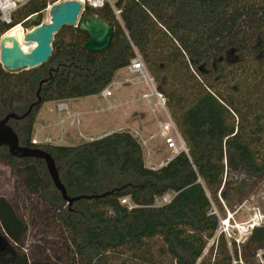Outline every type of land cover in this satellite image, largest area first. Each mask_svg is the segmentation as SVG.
Segmentation results:
<instances>
[{"label":"trees","instance_id":"trees-1","mask_svg":"<svg viewBox=\"0 0 264 264\" xmlns=\"http://www.w3.org/2000/svg\"><path fill=\"white\" fill-rule=\"evenodd\" d=\"M54 2L27 3L13 24L0 25V41L33 15L29 29L42 25ZM117 6L121 20L109 5L85 7L77 26L54 36L53 53L38 68L8 72L0 63V120L25 114L40 92L33 113L9 123L21 145L55 159L69 197L107 194L69 207L43 161L18 160L1 148L0 163L22 191L13 200L0 197V230L12 245L0 264H256L264 226L251 231L241 252L219 232L214 206L222 211V200L234 211L264 183V0H119ZM90 16L114 29L100 53L84 49L90 37L81 22ZM136 54L166 97L188 153L151 169L128 131L78 146L32 144L45 103L98 95ZM168 193L173 199L157 205ZM48 228L56 240L48 239Z\"/></svg>","mask_w":264,"mask_h":264},{"label":"water","instance_id":"water-1","mask_svg":"<svg viewBox=\"0 0 264 264\" xmlns=\"http://www.w3.org/2000/svg\"><path fill=\"white\" fill-rule=\"evenodd\" d=\"M83 12V5L75 0H69L54 5L49 10V23L38 27L30 28L38 15H33L30 22L25 26L29 31L25 34L18 30L13 35H6L0 41V63L8 72L35 69L47 63L53 53L52 43L54 36L65 26L74 27L80 23V15ZM81 29L86 31L90 40L84 45V49L92 53H100L106 50L113 39L114 29L103 20L90 16L82 19ZM24 46L32 47L28 52L23 50ZM48 80L41 82V85ZM38 100L31 104L25 114L19 116L9 113L0 120V149L8 148L10 156L18 160L36 159L43 161L51 177L54 188L61 193L62 198L72 207L74 203L88 199H102L107 194L95 197L77 196L69 197L64 184L61 182L59 170L55 159L43 148H30L21 145L19 135L9 125L11 120H26L41 103L40 92ZM7 239L0 232V246L7 247Z\"/></svg>","mask_w":264,"mask_h":264},{"label":"rangeland","instance_id":"rangeland-1","mask_svg":"<svg viewBox=\"0 0 264 264\" xmlns=\"http://www.w3.org/2000/svg\"><path fill=\"white\" fill-rule=\"evenodd\" d=\"M49 21V12L45 11L43 13V24L49 23ZM23 49L25 51H29L30 47L25 46ZM232 57L234 58V56ZM123 75L124 70L121 69L116 73L115 77L121 78ZM139 94L140 90L138 89L122 90L117 94L116 99L118 104L122 103V106H118V108L113 112L105 114L93 113L95 109L107 106V102L102 99L99 94L69 101L71 112L76 111L82 113L80 118L81 125L79 127L69 128L70 135L74 136L75 141L77 142L71 145L69 143L72 142L65 140L63 143L64 146H78L88 141L90 138L99 139L100 135L110 131L116 126L118 127V125H123L122 128L124 130H138L143 138L149 139L150 135L156 133L157 130L148 107L144 106L140 102L135 104H126V102H129L134 98L137 99ZM48 106H55L57 109V105L49 103ZM80 133L83 134L86 139L81 138L79 136ZM151 150L153 155L150 160L145 159L144 154L146 165H158V161H165L166 158L173 156L163 146L160 138H157L155 141L151 142ZM16 190L17 195L18 192L22 191L18 179L12 176L11 170L7 165L0 163V196H7L8 199L13 200ZM221 203L223 210L221 211L214 206V212L221 219L219 232H223L229 240H242L244 235L240 234L241 227H245L253 222H260L261 226H264V183L257 191H255L250 199L246 200L234 211L227 208L225 202L222 200ZM224 223L226 226L222 225ZM33 229L36 231V227H33ZM46 233L48 235V239L52 238L56 240L57 235L54 228H48ZM31 237L32 236H29V238L26 240V243L24 244L25 251L30 249L32 240ZM213 242L214 240H211L209 242V246L212 245ZM242 247L243 246H241V252L243 251ZM207 248L209 249L210 247ZM263 255L264 250L258 252V255L256 256V264H264V260L262 259ZM234 264H237V262H234Z\"/></svg>","mask_w":264,"mask_h":264},{"label":"built area","instance_id":"built-area-1","mask_svg":"<svg viewBox=\"0 0 264 264\" xmlns=\"http://www.w3.org/2000/svg\"><path fill=\"white\" fill-rule=\"evenodd\" d=\"M32 0H0V25H11L13 24V17L16 12H18L23 6ZM55 1L53 4H49L46 11L49 12L52 6L66 2L69 0H48ZM83 5V10L85 7H90L93 9H101L106 5H109L118 20H121L122 10L117 6L119 0H75ZM32 17V16H31ZM31 17L27 20L30 21ZM18 30H21L23 34L27 33L29 30L26 29L22 24L17 25L15 28L11 29L6 35H13ZM3 36V37H4ZM124 75L121 78H114L111 82L99 93L102 99L107 102L106 107L97 108L93 111L94 114H105L111 113L122 106V103L116 104L114 101L117 99V94L122 90L138 89L140 90L139 96L133 100L126 102V104H135L137 102L142 103L144 106L148 107L150 115L156 126L157 132L151 134L149 139H145L141 136L138 130H124L120 128L119 132L128 131L134 135L140 142L145 159L150 160L152 158L153 152L151 150V142L160 138L163 146L169 151L173 156H177L180 153H188V148L183 140L175 119L170 114L167 107V100L163 93L158 89L154 79L149 73L147 67L145 66L142 58L136 54V57L131 60V62L123 68ZM116 75V74H115ZM123 104V105H126ZM57 110L60 114L59 126L62 130L67 126L69 128L79 127L81 125V114L77 112H71L70 107L64 101L57 102ZM83 139H86L83 134H79ZM95 139H88V141H93ZM63 142L61 137L59 142H54L52 139L40 140L37 133L33 134L32 144L36 146H46V145H60ZM169 158L166 159L168 161ZM167 163V162H166ZM172 194H165L163 197L156 200L157 205L161 206L168 204L173 199ZM123 204H128L131 207L129 198L122 200ZM258 218V217H257ZM256 218V219H257ZM258 220V219H257ZM262 221V220H260ZM226 226V224H222ZM261 226L260 222H253L245 227H241L240 234L244 235L242 240H235L238 246L243 245L251 231L255 227Z\"/></svg>","mask_w":264,"mask_h":264},{"label":"crops","instance_id":"crops-1","mask_svg":"<svg viewBox=\"0 0 264 264\" xmlns=\"http://www.w3.org/2000/svg\"><path fill=\"white\" fill-rule=\"evenodd\" d=\"M71 101V100H69ZM69 101H64L69 105ZM50 104H54L57 105V102H49ZM49 103H45L41 109L39 110L37 116H36V120H35V124H34V133H37V136L40 140H44V139H52L54 142H59L61 137L63 138V142H61V146H64V142L65 140H68L69 144H74L75 142V138L74 136L70 135L69 133V127H65L63 130L62 128L59 126V119H60V114L58 112V110L56 109L55 106L50 107L48 106ZM114 103L117 104V100L114 101ZM76 112V111H75ZM79 113V112H77ZM82 115V113H80ZM123 125H118V127H114L113 129H111L110 131H107L105 133H103L102 135H100L99 139L115 133V132H119L120 128H122ZM156 127V126H155ZM91 139H95V138H91ZM174 156L169 157V160L172 159ZM158 159V158H157ZM167 159V158H166ZM158 161V165L156 164H152V165H147L149 168L151 169H157L163 165L166 164V162L168 161ZM0 197H7V196H0Z\"/></svg>","mask_w":264,"mask_h":264},{"label":"flooded vegetation","instance_id":"flooded-vegetation-1","mask_svg":"<svg viewBox=\"0 0 264 264\" xmlns=\"http://www.w3.org/2000/svg\"><path fill=\"white\" fill-rule=\"evenodd\" d=\"M0 232H1V230H0ZM7 245H8V244H7ZM9 246L12 247V245H10V244H9ZM7 251H8V252H12V250L9 251V249H8L7 247H4V248H3L2 246H0V256H1L2 254H4L5 252H7ZM40 264H50V263H40Z\"/></svg>","mask_w":264,"mask_h":264},{"label":"bare ground","instance_id":"bare-ground-1","mask_svg":"<svg viewBox=\"0 0 264 264\" xmlns=\"http://www.w3.org/2000/svg\"><path fill=\"white\" fill-rule=\"evenodd\" d=\"M25 47V46H24ZM30 48H32V47H30ZM24 50V49H23ZM25 51V50H24ZM25 52H28V51H25Z\"/></svg>","mask_w":264,"mask_h":264}]
</instances>
